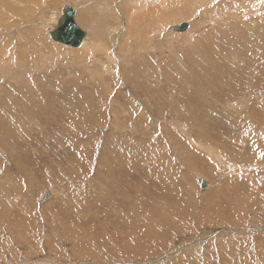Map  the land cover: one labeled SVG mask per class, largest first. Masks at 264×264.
<instances>
[{
  "label": "rangeland",
  "instance_id": "obj_1",
  "mask_svg": "<svg viewBox=\"0 0 264 264\" xmlns=\"http://www.w3.org/2000/svg\"><path fill=\"white\" fill-rule=\"evenodd\" d=\"M30 1H11L15 12L9 0L8 8L0 4V264H264V208L230 211L244 218L236 228L223 221L238 204L239 194H246L240 184L248 187L254 179L264 184V118L254 116L251 123L235 125L260 144L257 152L247 153V146H239L241 141L234 138L232 146L224 147L227 158L213 144L225 139L228 143L232 137L231 130L222 127L226 111L220 108L226 106L214 98L217 108L207 107L217 94L204 99L199 97L202 90L188 92L190 84L184 80L178 79L186 87L182 89L174 78H162L171 52L141 47V41L175 33L172 27L181 23L190 29L203 9L219 8L226 0H170L163 10L158 1L153 12L140 7L135 19L154 22L163 32L140 36L139 52L129 59H113L118 41H110L109 32L101 37L96 26L103 20L117 29L110 19H129L128 13L111 10L108 19H96L91 7L98 6H91L90 0ZM132 1L129 8L141 3ZM65 5L78 9L75 22L85 32L83 45L76 49L50 37L57 20L50 17ZM238 10L251 17L262 15ZM38 12L46 20L37 18ZM214 18L192 34L187 28L180 32L183 38L172 42L180 44L173 50H179L182 60L186 42L226 25L223 15ZM96 29L92 36L90 31ZM113 35L119 36L116 31ZM45 46L50 49L38 54ZM56 46L67 52L57 53ZM239 72L249 74L244 67ZM35 82L44 98L26 86ZM104 85L108 92H102ZM240 85L229 100L233 110L251 108L248 91L257 99L264 97L262 79ZM89 97L95 105L79 112L75 101ZM144 103H150L154 116ZM214 109L220 111L217 125L205 126L203 114ZM114 134L125 136L118 141L112 139ZM198 179L205 181L206 189L201 190Z\"/></svg>",
  "mask_w": 264,
  "mask_h": 264
},
{
  "label": "bare ground",
  "instance_id": "obj_2",
  "mask_svg": "<svg viewBox=\"0 0 264 264\" xmlns=\"http://www.w3.org/2000/svg\"><path fill=\"white\" fill-rule=\"evenodd\" d=\"M2 1L0 0L1 8H5L8 5L12 4L11 7L9 6L10 7L9 9L15 12V9H14L15 3L14 2L11 3V1H13V0H9V3H11V4H7L8 0H2ZM79 1L84 2L85 0H79ZM131 1L132 0H90L91 6H92V3L94 5L96 4L98 6V9H94L93 7H91L93 9L92 14L94 16L95 15L98 16L96 19H108L109 17H111V16H109V13L111 10H116L118 13L125 12V13L129 14V19H123L122 16H116V17L122 18V19H110L112 22L116 23L117 29L112 27V24H110L108 27V23L105 24L103 20L102 21L99 20L100 22H97V24H96V26L100 27V29L99 28L98 29H99V35L101 37L104 33L106 34L107 32H109L108 38L110 39V41L111 40L112 41H115V40L118 41L116 47L114 48L115 49V52H113L114 55L112 54L113 59H119L121 56H125L128 59L131 58V56H134L135 54H137L139 52L140 43L138 41V38L140 36H142L146 33H149V32H152L154 34H156L157 32H163L162 29L160 27H158L159 25L154 27V25H155L154 22H146V19H135L136 12H138L139 8L143 7V6H147L148 8H150L149 10H147V12H153L156 10V4L155 3L158 1L162 5L160 7V10H163L166 7V5L170 2V0H138L139 3L141 2L142 4L138 3L139 6L138 7L136 6V8H135V6H133L134 9L129 8V7H132ZM180 1H186V3L192 4L195 0H180ZM180 1L177 0L175 3H179ZM30 2H32V4L34 3V1H32V0ZM51 2H52V0L50 1L49 4H51ZM226 2L227 3L220 4L219 8L217 6L212 5L208 8L203 9L201 15L196 17L198 20L195 23H191V28L189 29V26L187 27L189 29L188 33L192 34L193 29L196 30L198 28H201L202 25L207 24L208 20L215 19L214 18L215 14H217V16L223 15V17H224L223 22L226 23L225 26H223L222 24L215 26L213 29L217 28L216 31H214V30L206 31L203 34H201L200 36L194 38L193 40L186 42L187 43L186 44V50L183 53L185 55V60L181 59V55H180L179 50H173V46H179L180 44L177 43L175 45H172V42L175 41L176 38H183L180 35V32H176V31H174L175 33L167 32L166 35L164 34L165 36H162L160 40L153 37L150 40L143 41V42L141 41V47L152 50L153 52L158 53V54L163 53L162 52L163 50H168L171 52V55L168 58L169 59L168 69L164 67V69H166L167 73H164L162 78H165L166 76L167 77L170 76L171 78H174V81L179 82V86L182 89L186 88V87L182 83H180L181 81L178 79L184 80L187 84L188 83L190 84V85H187L188 92H194L196 90H202L203 94L199 97L204 98V99H210L214 93L217 94L215 96H212L213 98H211L210 102L207 104V107L208 108H217L216 103H214L215 102L214 98L217 99V102L220 105L226 106V108H220L221 110L226 111L224 119H223L222 127H225V128L228 127V129L231 130L232 137L231 138L229 137L228 143L226 142V139H225L224 141H222L220 143H213V144L218 146L220 149H223L222 153L227 158H229V156L226 152L227 150H225L224 147L225 146H232V145H230V141L234 138H237L238 140L241 141V144L239 146L246 145L247 146L246 152L252 153V155L257 152L258 146H260L259 143H255L252 139H250L246 135L247 133L245 131L242 132L240 130H237L235 125L251 123L254 116L264 118V97L261 99H257V97H255L256 93H252L251 91H248L247 100L251 101V108L249 110H239V109L233 110L229 104V100L232 96H234L235 94H237L240 91V86H241L240 84H242V82H244V81L245 82H251V81L256 82V81H259L260 79H262L264 81V0H226ZM3 5H6V6H3ZM21 5L23 6V3ZM81 5H86V4L83 3ZM86 6L88 7V5H86ZM103 6H106L107 8L105 9V7L103 8ZM232 6L234 8H231ZM239 8H240V10L242 8L243 11H245L249 14H255V13L261 12L262 15H256L255 17H251V16L244 14V15H246V16H244L243 14H239V12H240L238 10ZM63 10L67 14V16H68V14L71 15L68 17H70V19H72L74 21V23L76 24L74 16H75L76 12L78 11V9L75 8V10H74L72 7L65 5L64 7H61V11H59L58 14L55 15V17H53V18L50 17L49 21H51V19H57L54 21L53 27L49 31L50 33L53 32L57 28L60 19L64 17L62 14ZM25 12H31V8L30 9L26 8ZM34 13H36V12H34ZM38 13L41 14L40 12H38ZM25 14H27V13H25ZM32 15H35V14H32ZM53 16H54V14H53ZM37 18H39L41 21L46 20V16L44 19V15L42 16V14L39 15ZM79 21L82 22V19H80ZM87 25L88 24H86V26ZM104 25H106V27H104ZM76 26H77V24H76ZM177 26H179V25H177ZM98 29H96L92 32L90 31L91 35L94 36ZM171 30L169 28V31H171ZM113 31H116L119 34V36L117 37L116 35H113ZM221 31H224V32H222V34H221L220 33ZM201 38H203V39L201 40ZM85 39L86 38H83L81 40L80 46L83 45V42ZM54 42H56V41H54ZM56 43H59V42H56ZM59 44H61V43H59ZM62 45H64V44H62ZM64 46H66V45H64ZM80 46H78V47L67 46V47L72 48V49H76V48H79ZM46 48H48V46H45L44 49L41 51L37 50V53L38 54L43 53L46 50ZM56 48H57V53L60 51H63L65 53L67 52L63 48H61L60 46H56ZM189 48H190V50H189ZM48 49H50V48H48ZM106 49L110 50L108 48H106ZM111 52H110V54H111ZM150 59L153 60L155 58L150 57ZM190 59H191V62L189 64H186V61L190 60ZM176 60H177V63L175 64ZM46 61H49V59H47ZM178 62H180L183 65H178ZM174 67H175V69L171 70ZM241 67L248 69L249 74L246 77H243L240 74L239 68H241ZM113 69H116V68H113ZM158 70L161 71V68H159ZM155 73H156L157 80L160 81V79H161L160 78V72L158 73V71L155 70ZM82 74H83L82 71L78 70V76L80 77V79L82 77ZM98 74H100V73H98ZM162 74H163V72H162ZM141 79H143L142 83H145L144 75H143V78L141 77ZM111 80H113V79H111ZM163 81H164V79H163ZM29 85H32L31 89H33L36 93H39V95H41V97L44 98L43 95H45V93L43 90L41 91V93L39 92L38 89L40 87L38 84H36V82L32 83V84L26 83L27 87H29ZM92 85L98 89V85H95V83H92ZM107 86L108 85L101 86L103 88L102 92H108V91H105V89L108 88ZM18 88H19V90H21L20 89L21 87H18ZM261 90L264 91V87ZM75 103H77V109L79 110V112H83V113H86L88 110H90L95 105V101L92 97H89V98L84 99V100L78 99L75 101ZM139 104L136 103V105H139ZM260 104H263V107H260ZM97 105H99V103ZM144 105L147 106V112H148L149 116H154V112L150 109V103H149V105H147V103H144ZM103 109L104 108H101V109H99V111H101ZM94 110L95 109L93 108L89 113V114H91L90 115L91 118L93 117L92 113L94 112ZM105 111H107V109H105ZM219 113H220V111L218 109L206 111L203 114V118L205 120V126H210V125L216 126L218 123L217 117L219 116ZM243 114L247 115L248 119L241 117V115H243ZM79 115H80V113H79ZM162 115H163V113L161 114V116ZM177 116L179 119L184 120L183 116H180V115H177ZM102 117H103V115H102ZM170 118H169V120H171ZM172 119L173 120H171V121H174L173 116H172ZM210 119H212V120H210ZM92 121L93 120H91V122ZM98 121H99V119L95 122V125H96V123H98ZM156 121H155V124L157 123ZM176 123L178 126L182 125L181 127H184V125L181 123H178L177 120H176ZM91 124H94V123H91ZM91 124H90V127H92ZM171 124H175V123L171 122ZM73 125H72V127H73ZM115 131H116V129H115ZM97 132H98V130H97ZM238 132H239V135H238ZM99 133H100V130H99ZM1 135L2 134H0V136ZM99 136L101 137V135H99ZM115 136L116 135L114 134V136H112V139L115 138V140L119 141L125 135L120 134V135H117L116 137ZM71 138H72V136H71ZM94 139L97 140V138H94ZM94 139H92V140H94ZM80 141H78V142H80ZM78 142H76V144H78ZM92 142H89V143L92 144ZM108 142H109V138H108ZM120 143H122V142H120ZM81 144H82V142H81ZM109 144H111V143H109ZM119 145H117L116 148L121 149L122 147ZM116 148H115V150H117ZM136 149H138V148L131 149L130 151L135 152ZM115 150H114V152H115ZM119 154H120V152H119ZM129 154H130V152H129ZM133 157H135V156H133ZM92 158H93V156H92ZM141 158H143V156ZM18 160H20V159L18 158ZM97 164H98V162H97ZM116 175H118V174H116ZM252 182L253 183H251V184L248 183V187H246V186L244 187L243 184H240L242 187V190L244 188L247 191H246V194H244V196H241L239 194L238 204H235L234 208L229 210V215L226 214L225 219H223V221L226 223L228 228L229 227H235L236 228L239 226V224H242L243 222H245L243 216L242 217H233V215L231 214L230 211H233L236 214V212H237L236 210H238V212H240V209H241V211H245L246 213H248V212H251L253 209H260L261 207L264 208V184H259L255 179ZM203 183H204V186H202V188L199 186L201 188V190H204L207 187V184L205 183V181ZM245 185H247V184H245ZM119 186H122V185H119ZM138 189L140 190V188H138ZM186 190H188V189H186ZM236 192H238V189L236 190ZM236 192H234V193H236ZM243 193L244 192H242V194ZM118 195H119V193H118ZM117 197H119V196H117ZM123 201L125 202V200H123ZM126 203H128L127 200H126ZM1 206H2V203H1ZM67 212H69V211H66V213ZM238 216H239V214H238ZM216 223H218V221ZM229 245H231V244H229Z\"/></svg>",
  "mask_w": 264,
  "mask_h": 264
},
{
  "label": "water",
  "instance_id": "obj_3",
  "mask_svg": "<svg viewBox=\"0 0 264 264\" xmlns=\"http://www.w3.org/2000/svg\"><path fill=\"white\" fill-rule=\"evenodd\" d=\"M63 18L60 19L57 28L50 33V37L53 41L59 42L61 44H64L66 46L70 47H78L80 46L81 40L85 36V32L80 30L74 21L70 19V14L65 13L63 10ZM188 25L186 23H182L179 26L172 27L173 31L176 32H182L186 30ZM198 184L202 188L204 186V183L201 181V179L198 180Z\"/></svg>",
  "mask_w": 264,
  "mask_h": 264
}]
</instances>
